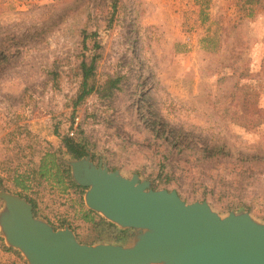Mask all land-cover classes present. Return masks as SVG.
Listing matches in <instances>:
<instances>
[{
  "label": "rangeland",
  "instance_id": "374dc122",
  "mask_svg": "<svg viewBox=\"0 0 264 264\" xmlns=\"http://www.w3.org/2000/svg\"><path fill=\"white\" fill-rule=\"evenodd\" d=\"M241 5L242 0H0V160L16 153L13 164L30 166L38 148L48 146L68 159L60 140L73 129L92 163L101 158L109 170L150 181L163 149L146 128L153 120L195 142H222L232 157L264 159V8L253 4L248 14ZM90 58L97 91L73 109L78 64ZM108 79L118 81L102 95ZM255 166L229 195L215 190L203 199L220 215L242 209L264 221V161ZM176 181L179 187L166 188L186 202L201 200L193 179ZM33 184L27 192L36 201V217L53 228L68 226L82 243L124 236L105 220L99 224L95 212L92 221L83 219V191L80 197L72 189ZM16 252L0 245V264H26Z\"/></svg>",
  "mask_w": 264,
  "mask_h": 264
},
{
  "label": "water",
  "instance_id": "95a60500",
  "mask_svg": "<svg viewBox=\"0 0 264 264\" xmlns=\"http://www.w3.org/2000/svg\"><path fill=\"white\" fill-rule=\"evenodd\" d=\"M89 157L63 164L84 188L85 207L124 236L79 242L68 226L53 228L24 197L0 187V237L26 264H264V221L242 209L220 215L205 199L186 202L174 189L152 188Z\"/></svg>",
  "mask_w": 264,
  "mask_h": 264
},
{
  "label": "trees",
  "instance_id": "16d2710c",
  "mask_svg": "<svg viewBox=\"0 0 264 264\" xmlns=\"http://www.w3.org/2000/svg\"><path fill=\"white\" fill-rule=\"evenodd\" d=\"M253 4H255V8H264V0H242L241 9H246L245 7L247 6V8L249 7L248 14H251L254 9L252 7ZM111 7L113 9L116 8L114 2H112ZM84 37L85 34L83 39ZM78 68L79 81L72 99L73 109L79 106L86 96L97 91L94 58H90L88 62L80 61ZM117 81V79H108L106 81L107 88H102V95L110 94ZM73 118L74 116L70 119L71 122ZM146 128L155 140L161 142L163 147L159 154L161 160L159 159L157 164L156 173L150 177L154 188L158 185L164 188L168 185H176L178 184L176 180L185 176L193 179L194 185H196L198 191H201V199L207 193L213 194L215 190L218 191V195L226 196L229 195L231 190L243 185L249 175L253 174L252 170L256 167L255 165L264 161L263 158L260 159L257 156L250 160L232 157L228 154L229 151L226 148V144L222 142H215L216 144L211 145L209 143L195 142L189 140L184 132L162 129L160 123L157 124L154 120L150 124L148 123ZM13 132H15V129L10 130V134H13ZM27 135L29 134L27 133ZM60 141L63 148V151L60 152L67 154L69 158H79L86 153L85 142L81 138L65 135ZM27 147L31 149L30 146ZM259 148L260 145L257 144L255 147L256 153L260 152ZM38 149L36 151L37 162L30 166L29 164L20 166L13 164L12 157H16V153L0 160V187L24 197L31 204L34 216L37 215L36 201L27 192L34 181L33 186L35 185V187H39L40 183H47L55 185L62 191L72 189L78 192L80 197L84 189L71 180L69 168L63 164V160L58 155L57 150H53L49 146L45 149ZM30 161H33V157L29 158ZM178 163L182 165L179 168H177ZM195 174L207 177L209 179L208 182H202L194 178ZM180 185L178 184V187ZM206 188L208 190H205ZM92 214L91 210L85 209L83 211V219L92 221ZM97 222L100 224L104 220L97 216ZM0 245L2 249L18 254L12 248L5 247L1 242V238Z\"/></svg>",
  "mask_w": 264,
  "mask_h": 264
},
{
  "label": "built area",
  "instance_id": "2783aa9c",
  "mask_svg": "<svg viewBox=\"0 0 264 264\" xmlns=\"http://www.w3.org/2000/svg\"><path fill=\"white\" fill-rule=\"evenodd\" d=\"M76 123H77V117H74V118H73V126H75ZM72 134H73V129H71V130L67 133L68 136H71Z\"/></svg>",
  "mask_w": 264,
  "mask_h": 264
},
{
  "label": "flooded vegetation",
  "instance_id": "af4514ba",
  "mask_svg": "<svg viewBox=\"0 0 264 264\" xmlns=\"http://www.w3.org/2000/svg\"><path fill=\"white\" fill-rule=\"evenodd\" d=\"M85 154H86V153H85ZM85 154H84V155H85ZM89 158H90V160H91V156H90Z\"/></svg>",
  "mask_w": 264,
  "mask_h": 264
}]
</instances>
